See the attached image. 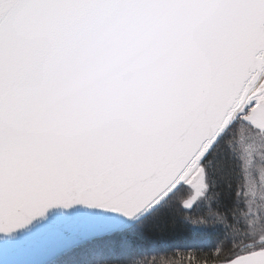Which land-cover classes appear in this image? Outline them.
Instances as JSON below:
<instances>
[{"label": "snow or ice", "instance_id": "1", "mask_svg": "<svg viewBox=\"0 0 264 264\" xmlns=\"http://www.w3.org/2000/svg\"><path fill=\"white\" fill-rule=\"evenodd\" d=\"M35 245L264 264V0H0V251Z\"/></svg>", "mask_w": 264, "mask_h": 264}, {"label": "trees", "instance_id": "2", "mask_svg": "<svg viewBox=\"0 0 264 264\" xmlns=\"http://www.w3.org/2000/svg\"><path fill=\"white\" fill-rule=\"evenodd\" d=\"M260 168H261V164L259 162V154H257L256 177H255L257 183L260 182V175H259ZM201 210L203 209H197V213L200 212ZM242 224H243V220H241L240 223L234 224L233 227L240 228ZM170 239L178 244L192 242L191 237L187 235H175L173 237H170ZM212 242H215V240L213 239ZM173 253H176L175 257H173ZM173 258L179 260L180 250L170 248L167 246L158 247L155 248L154 250L153 249L146 250L139 257H137V259L141 261V264H169V261Z\"/></svg>", "mask_w": 264, "mask_h": 264}, {"label": "water", "instance_id": "3", "mask_svg": "<svg viewBox=\"0 0 264 264\" xmlns=\"http://www.w3.org/2000/svg\"><path fill=\"white\" fill-rule=\"evenodd\" d=\"M51 259L52 254L44 245L0 251V264H49Z\"/></svg>", "mask_w": 264, "mask_h": 264}]
</instances>
